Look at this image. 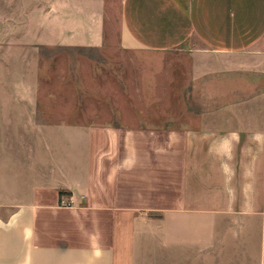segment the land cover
<instances>
[{
    "label": "crops",
    "instance_id": "obj_1",
    "mask_svg": "<svg viewBox=\"0 0 264 264\" xmlns=\"http://www.w3.org/2000/svg\"><path fill=\"white\" fill-rule=\"evenodd\" d=\"M14 1L35 10L29 39L103 52L84 0H60L59 31L53 0ZM118 45L188 59L170 86L172 116L189 123L83 129L82 146H50L26 189L0 193V264H264V0H121ZM149 87L140 105L156 99L165 116V87ZM126 103L124 116H155Z\"/></svg>",
    "mask_w": 264,
    "mask_h": 264
},
{
    "label": "rangeland",
    "instance_id": "obj_2",
    "mask_svg": "<svg viewBox=\"0 0 264 264\" xmlns=\"http://www.w3.org/2000/svg\"><path fill=\"white\" fill-rule=\"evenodd\" d=\"M69 5L73 9L77 3L70 0ZM60 7L61 1L53 0L54 31L60 29ZM34 11L19 8L14 0H0V193L16 192L21 182L26 189L31 175L44 168L50 146L63 145L65 152L82 146L84 140H88L83 129L105 130L116 125L140 129L145 123H159L164 124V131L169 134L178 125L189 123L172 116L170 86L173 64L182 61L186 64L188 59L142 53L129 55L119 50L121 0L81 3V12L85 11V20L90 26L100 14L106 35L104 57L103 52L62 46L58 41L60 37L51 38L50 45L29 39L34 28L30 14ZM40 27L37 25L35 30ZM248 61L249 58L244 62ZM94 63L107 68L101 79L96 78L92 70ZM259 64H264V60ZM155 83L165 87L159 89L165 105L161 109L165 111L158 112L165 116H156V105L152 104L156 99L140 105L139 100L148 101L144 88L151 86L146 90L153 94ZM126 96L137 101L132 109L152 110L155 116H124L128 115L130 106ZM98 97L103 103L111 102L112 106H103L99 113L101 106L94 103ZM108 108L110 111L116 108L118 116H109ZM184 108L193 115L199 110L195 102L185 104ZM29 156L34 159L31 165Z\"/></svg>",
    "mask_w": 264,
    "mask_h": 264
},
{
    "label": "built area",
    "instance_id": "obj_3",
    "mask_svg": "<svg viewBox=\"0 0 264 264\" xmlns=\"http://www.w3.org/2000/svg\"><path fill=\"white\" fill-rule=\"evenodd\" d=\"M62 203H63L62 205H70V203H68L66 201H63Z\"/></svg>",
    "mask_w": 264,
    "mask_h": 264
}]
</instances>
